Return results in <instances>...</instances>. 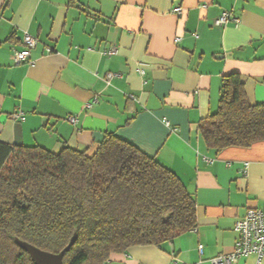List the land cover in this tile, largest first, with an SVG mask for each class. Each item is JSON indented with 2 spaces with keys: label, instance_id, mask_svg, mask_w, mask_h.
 I'll use <instances>...</instances> for the list:
<instances>
[{
  "label": "crops",
  "instance_id": "1",
  "mask_svg": "<svg viewBox=\"0 0 264 264\" xmlns=\"http://www.w3.org/2000/svg\"><path fill=\"white\" fill-rule=\"evenodd\" d=\"M230 11L238 24L214 25ZM25 33L37 44L30 63L15 65ZM110 73L118 76L107 82ZM231 74L251 104L264 101V0H0V142L92 155L114 134L195 198L194 229L105 264H210L233 251L234 225L249 209L264 211V141L215 152L199 132Z\"/></svg>",
  "mask_w": 264,
  "mask_h": 264
},
{
  "label": "trees",
  "instance_id": "2",
  "mask_svg": "<svg viewBox=\"0 0 264 264\" xmlns=\"http://www.w3.org/2000/svg\"><path fill=\"white\" fill-rule=\"evenodd\" d=\"M199 132L220 152L264 141V101L251 104L238 74L224 76ZM196 226L181 180L135 146L106 134L92 155L0 142V264H35L24 242L64 264H105L133 246H159Z\"/></svg>",
  "mask_w": 264,
  "mask_h": 264
},
{
  "label": "built area",
  "instance_id": "3",
  "mask_svg": "<svg viewBox=\"0 0 264 264\" xmlns=\"http://www.w3.org/2000/svg\"><path fill=\"white\" fill-rule=\"evenodd\" d=\"M183 13V8L180 4H177L172 9V14L180 17ZM239 23V20L234 16L233 12H224L216 19L214 25L217 27L226 26L229 22ZM180 39H175L178 42ZM37 40L35 37L25 33L22 39V47L19 50L13 51L12 60L15 65L31 62V51L36 47ZM50 52V50H47ZM116 54V49L112 48L104 55L112 56ZM139 75H144V69L140 66L137 68ZM118 76L115 74H108L106 81L108 82L113 77ZM96 98L93 102L85 105V109H90L96 102ZM14 118H21L22 115H13ZM67 121L72 125H76L78 120L76 117L70 116ZM166 125H168L165 122ZM229 165V164H228ZM234 231L237 233V240L235 242L233 251L229 254H220L210 260V264H233L237 259L247 256H255L257 264L264 260V211L259 209H249L245 216L237 221L234 225ZM200 253H202V246L198 247Z\"/></svg>",
  "mask_w": 264,
  "mask_h": 264
},
{
  "label": "water",
  "instance_id": "4",
  "mask_svg": "<svg viewBox=\"0 0 264 264\" xmlns=\"http://www.w3.org/2000/svg\"><path fill=\"white\" fill-rule=\"evenodd\" d=\"M75 238L71 239L69 244L59 253H49L42 251L32 245L24 242H18L21 247L28 251L35 264H64V255L69 251L70 247L74 244Z\"/></svg>",
  "mask_w": 264,
  "mask_h": 264
}]
</instances>
